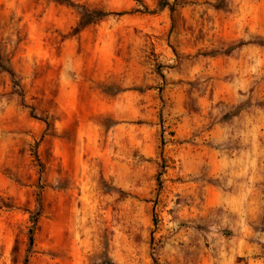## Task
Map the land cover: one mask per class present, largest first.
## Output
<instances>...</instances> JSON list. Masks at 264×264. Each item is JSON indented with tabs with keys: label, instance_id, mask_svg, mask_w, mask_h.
I'll use <instances>...</instances> for the list:
<instances>
[{
	"label": "rangeland",
	"instance_id": "1",
	"mask_svg": "<svg viewBox=\"0 0 264 264\" xmlns=\"http://www.w3.org/2000/svg\"><path fill=\"white\" fill-rule=\"evenodd\" d=\"M64 1L0 0V264L209 258L191 147L246 151L264 264V0Z\"/></svg>",
	"mask_w": 264,
	"mask_h": 264
},
{
	"label": "crops",
	"instance_id": "2",
	"mask_svg": "<svg viewBox=\"0 0 264 264\" xmlns=\"http://www.w3.org/2000/svg\"><path fill=\"white\" fill-rule=\"evenodd\" d=\"M219 130L220 128H216L214 137L218 141H223L224 135ZM190 150L195 151L194 153H199V150L200 153H213V157L207 160L198 156L193 157L190 174L186 175L182 171L184 178L193 180L197 177L196 184H190L191 193L196 194L198 201L203 202L202 205L207 206L211 202L208 207L215 212L213 226L210 228L212 233H209L212 238L210 240L212 256L208 258L202 254L197 264H245L238 262V258L246 257L257 249L249 244L248 240L258 236L248 224H253L257 218L263 217L261 196L258 195L257 198L255 194L256 197L251 199L247 195L251 191L248 190L246 181V151L239 148L227 153L214 151L208 147H191ZM205 164L207 167L203 168ZM225 173L230 176V180L224 185L225 192L206 183L210 176L216 177ZM217 221L223 226V230L219 231L220 228L215 227ZM181 233V240H187L184 232Z\"/></svg>",
	"mask_w": 264,
	"mask_h": 264
},
{
	"label": "trees",
	"instance_id": "3",
	"mask_svg": "<svg viewBox=\"0 0 264 264\" xmlns=\"http://www.w3.org/2000/svg\"><path fill=\"white\" fill-rule=\"evenodd\" d=\"M64 2H65L66 4H70V2H69L68 0H65ZM94 14L96 15V19H97V20H100V19H102V18H104V17L107 16L106 14H104V13H100V12H96V13H94ZM7 71H8V70H7ZM8 72H9V74H10V76H11L12 73H11L10 71H8ZM29 242H30V244H31L32 239H30Z\"/></svg>",
	"mask_w": 264,
	"mask_h": 264
}]
</instances>
